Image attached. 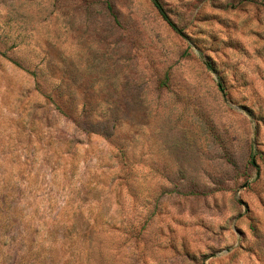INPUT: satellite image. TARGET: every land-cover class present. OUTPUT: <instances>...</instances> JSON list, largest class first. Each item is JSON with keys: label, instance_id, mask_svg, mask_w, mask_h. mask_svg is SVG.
<instances>
[{"label": "rangeland", "instance_id": "rangeland-1", "mask_svg": "<svg viewBox=\"0 0 264 264\" xmlns=\"http://www.w3.org/2000/svg\"><path fill=\"white\" fill-rule=\"evenodd\" d=\"M0 264H264V0H0Z\"/></svg>", "mask_w": 264, "mask_h": 264}, {"label": "trees", "instance_id": "trees-1", "mask_svg": "<svg viewBox=\"0 0 264 264\" xmlns=\"http://www.w3.org/2000/svg\"><path fill=\"white\" fill-rule=\"evenodd\" d=\"M154 5H155L157 8L159 7L155 2H154ZM159 10H160V9H159ZM160 13H161V15L163 16L164 19H167L166 16L161 12V10H160Z\"/></svg>", "mask_w": 264, "mask_h": 264}]
</instances>
